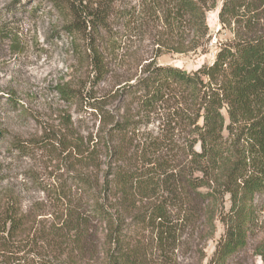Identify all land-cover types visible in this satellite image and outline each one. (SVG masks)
<instances>
[{
    "label": "trees",
    "instance_id": "obj_1",
    "mask_svg": "<svg viewBox=\"0 0 264 264\" xmlns=\"http://www.w3.org/2000/svg\"><path fill=\"white\" fill-rule=\"evenodd\" d=\"M46 1L64 32L83 45L78 52L92 86L110 72L105 50L115 41V20L129 27L138 14L144 34L174 52L205 53L212 45L207 12L216 0H138V12L122 9V0ZM218 20L233 36L215 45L211 61L191 71L145 63L134 81L108 94L121 98L120 117L94 106L102 126L94 138L79 137L70 115L60 117L59 129L45 139L66 151L69 180L79 191L62 187L51 219H31L17 196L5 193L0 264H152L146 232L164 250L176 231L181 236L201 225L205 240L211 238L216 220L224 233L207 264H226L245 246L251 202L264 193V0H222ZM10 37L0 26V42ZM59 92L70 100L78 91ZM151 112L164 127L141 140L137 117ZM31 142L15 137L12 147L27 155ZM194 252L201 264L204 253Z\"/></svg>",
    "mask_w": 264,
    "mask_h": 264
},
{
    "label": "rangeland",
    "instance_id": "obj_2",
    "mask_svg": "<svg viewBox=\"0 0 264 264\" xmlns=\"http://www.w3.org/2000/svg\"><path fill=\"white\" fill-rule=\"evenodd\" d=\"M122 2L125 11L138 12L142 6L138 0ZM221 4L222 0H216L215 8L207 12L212 45L206 47L205 53H179L157 47L150 35L144 34V23L138 14L136 19L132 18L134 22L129 27L123 25L122 20H115L112 24L115 41L110 46L112 49L105 50L110 72L105 81L92 86L91 68L78 52L83 45L79 39L74 41L64 32L63 21L48 1L0 0V26L11 33L10 38L0 42V131L4 129L0 138L1 200L5 193L16 195L21 210L31 219L35 214L38 219H51L61 188L64 191L77 189L69 180L72 171L68 170V160L64 159L66 151L59 147L57 152L51 146L53 143L45 139L59 129L60 117L70 115L79 137L94 138L102 127L101 111L94 106L120 117L123 111L117 108L123 104L122 100L118 97L112 100L110 96L116 94L119 86L134 81L145 63L173 65L191 71L203 62L211 61L215 45L233 36L232 30L219 23ZM62 86L75 89L77 95L65 100L59 92ZM86 96H93L94 100L89 97L88 102L84 100ZM143 115L137 117L140 119L137 138L141 140L155 136L164 127L160 114ZM15 137L32 139L27 155L12 147ZM229 205L226 195L224 211ZM250 209L246 244L233 253L226 264H264L259 253L264 251V193L254 197ZM215 224L216 230L207 240L201 225L185 229L181 236L176 231V241L164 250L155 241L150 242L151 235L146 232L144 243L152 246L146 258L152 264H197L194 251L201 249L204 253L201 264H207L224 233L222 223L216 220ZM74 264L94 262L88 260Z\"/></svg>",
    "mask_w": 264,
    "mask_h": 264
}]
</instances>
